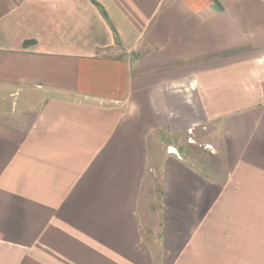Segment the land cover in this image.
<instances>
[{"label":"crops","instance_id":"obj_1","mask_svg":"<svg viewBox=\"0 0 264 264\" xmlns=\"http://www.w3.org/2000/svg\"><path fill=\"white\" fill-rule=\"evenodd\" d=\"M0 264H264V0H0Z\"/></svg>","mask_w":264,"mask_h":264},{"label":"rangeland","instance_id":"obj_2","mask_svg":"<svg viewBox=\"0 0 264 264\" xmlns=\"http://www.w3.org/2000/svg\"><path fill=\"white\" fill-rule=\"evenodd\" d=\"M221 132L216 127H198L193 132H180L177 134L161 133L157 135V149H166L167 144L171 142L182 149L185 156H188L195 162H203L208 166L217 164L219 160L214 158L211 152L215 148L219 149ZM215 148H214V147ZM158 162V161H157ZM158 170L155 175L156 194L158 189Z\"/></svg>","mask_w":264,"mask_h":264}]
</instances>
